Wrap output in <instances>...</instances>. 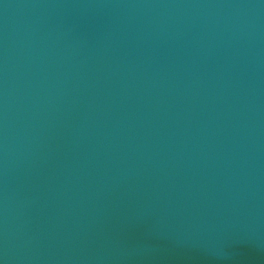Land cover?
<instances>
[{"label":"water","instance_id":"obj_1","mask_svg":"<svg viewBox=\"0 0 264 264\" xmlns=\"http://www.w3.org/2000/svg\"><path fill=\"white\" fill-rule=\"evenodd\" d=\"M0 264H264V0H0Z\"/></svg>","mask_w":264,"mask_h":264}]
</instances>
